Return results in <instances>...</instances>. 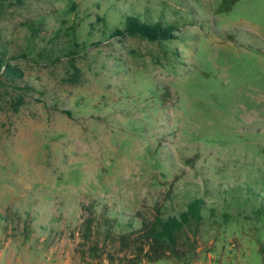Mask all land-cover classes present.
Masks as SVG:
<instances>
[{
  "label": "rangeland",
  "instance_id": "374dc122",
  "mask_svg": "<svg viewBox=\"0 0 264 264\" xmlns=\"http://www.w3.org/2000/svg\"><path fill=\"white\" fill-rule=\"evenodd\" d=\"M124 14L175 36L111 37ZM0 37L79 44L78 71L16 60L36 91L0 102V264H109L80 258L84 206L139 225L194 198L192 253L139 264H264V0H25Z\"/></svg>",
  "mask_w": 264,
  "mask_h": 264
},
{
  "label": "trees",
  "instance_id": "16d2710c",
  "mask_svg": "<svg viewBox=\"0 0 264 264\" xmlns=\"http://www.w3.org/2000/svg\"><path fill=\"white\" fill-rule=\"evenodd\" d=\"M24 2L0 0V14L6 6H21ZM28 28L36 36L38 28L34 25H28ZM175 30L173 22L154 21L147 15L124 14L122 28H113L109 35H130L160 42L173 38ZM8 46V42L0 37V102H5L14 111L36 91L34 85L25 80L24 69L15 63L16 60L48 64L67 57L71 67L78 71L73 55L77 54L79 44L70 39L62 44L52 41L50 47L26 45L16 52L10 51ZM204 205L202 198H194L178 215H156L152 220H143L136 225L132 219L120 221L117 214H110L108 209L90 203L84 206L87 213L82 221L78 243L80 258L89 263L104 255L109 264H139L192 253L199 230L205 223ZM255 214L257 217L264 216V198L258 203Z\"/></svg>",
  "mask_w": 264,
  "mask_h": 264
}]
</instances>
